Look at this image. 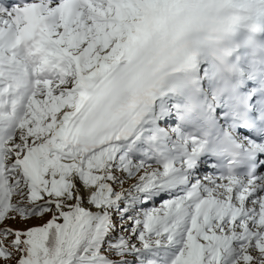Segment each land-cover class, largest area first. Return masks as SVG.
I'll list each match as a JSON object with an SVG mask.
<instances>
[{
    "label": "snow or ice",
    "instance_id": "1",
    "mask_svg": "<svg viewBox=\"0 0 264 264\" xmlns=\"http://www.w3.org/2000/svg\"><path fill=\"white\" fill-rule=\"evenodd\" d=\"M0 264H264V0H0Z\"/></svg>",
    "mask_w": 264,
    "mask_h": 264
},
{
    "label": "rangeland",
    "instance_id": "2",
    "mask_svg": "<svg viewBox=\"0 0 264 264\" xmlns=\"http://www.w3.org/2000/svg\"><path fill=\"white\" fill-rule=\"evenodd\" d=\"M37 223H39L38 220H31V221L29 222V225H31V224H37ZM29 225L18 224V223H14V224H13L14 227H26V226H29Z\"/></svg>",
    "mask_w": 264,
    "mask_h": 264
}]
</instances>
